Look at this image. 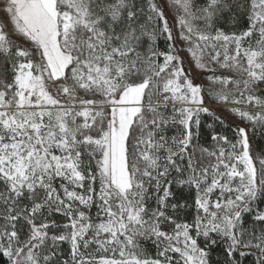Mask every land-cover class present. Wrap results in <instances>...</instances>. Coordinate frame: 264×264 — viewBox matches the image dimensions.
Instances as JSON below:
<instances>
[{
    "label": "snow or ice",
    "instance_id": "snow-or-ice-1",
    "mask_svg": "<svg viewBox=\"0 0 264 264\" xmlns=\"http://www.w3.org/2000/svg\"><path fill=\"white\" fill-rule=\"evenodd\" d=\"M0 264H264V0H0Z\"/></svg>",
    "mask_w": 264,
    "mask_h": 264
},
{
    "label": "rangeland",
    "instance_id": "rangeland-1",
    "mask_svg": "<svg viewBox=\"0 0 264 264\" xmlns=\"http://www.w3.org/2000/svg\"><path fill=\"white\" fill-rule=\"evenodd\" d=\"M161 47H163V42H161ZM200 81H197V83H199ZM217 115L221 116L224 118L225 122L230 126V125H235L238 124L239 121L238 119H234L229 113H227L226 111L217 108ZM224 129H226L227 126L223 125ZM231 135V134H230Z\"/></svg>",
    "mask_w": 264,
    "mask_h": 264
},
{
    "label": "trees",
    "instance_id": "trees-1",
    "mask_svg": "<svg viewBox=\"0 0 264 264\" xmlns=\"http://www.w3.org/2000/svg\"><path fill=\"white\" fill-rule=\"evenodd\" d=\"M227 126H229L227 123H226ZM231 126V125H230ZM221 128L227 133V134H231L230 132V129L228 127H226V129H224V126L222 125Z\"/></svg>",
    "mask_w": 264,
    "mask_h": 264
}]
</instances>
